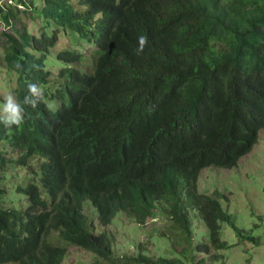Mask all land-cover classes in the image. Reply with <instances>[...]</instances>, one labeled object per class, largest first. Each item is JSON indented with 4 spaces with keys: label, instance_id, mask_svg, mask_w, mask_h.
Returning <instances> with one entry per match:
<instances>
[{
    "label": "trees",
    "instance_id": "16d2710c",
    "mask_svg": "<svg viewBox=\"0 0 264 264\" xmlns=\"http://www.w3.org/2000/svg\"><path fill=\"white\" fill-rule=\"evenodd\" d=\"M77 1L43 0L35 7L56 27L52 34L20 28L10 36L6 61L8 72L20 75L21 125L46 141L44 190L32 183L28 208L8 211L0 172V264H60L66 250L53 244L56 234L113 264L114 237L88 223L86 202L103 227L119 212L145 225L160 205L173 247L148 256L139 246L128 257L134 264L208 262L198 255L222 260L213 251L231 248L222 238L230 214L217 197L198 194L197 180L207 167L234 168L264 131V0ZM5 9L7 24L19 21L20 8ZM63 30L96 45L94 59L61 51L65 81L35 108L25 105L28 83H49L47 61ZM140 35L148 43L137 55ZM55 98L62 101L57 111L46 100ZM28 142L20 126L0 124V143L25 148ZM34 152L15 162L0 150V171L7 163L29 166ZM192 212L205 233L195 229Z\"/></svg>",
    "mask_w": 264,
    "mask_h": 264
},
{
    "label": "rangeland",
    "instance_id": "374dc122",
    "mask_svg": "<svg viewBox=\"0 0 264 264\" xmlns=\"http://www.w3.org/2000/svg\"><path fill=\"white\" fill-rule=\"evenodd\" d=\"M34 2L33 5L32 0H0V7L8 9L9 6H12L20 8L22 11L18 15L19 21L15 24L11 23V25L7 24L3 15L0 14V104L4 103V99L8 95H12L17 100L16 90L20 75L15 71L8 72L6 61L10 36H18L20 28H28L33 35H41L44 31L52 34L56 29L53 24L46 23L44 17L37 13L39 9L35 7H43V0H34ZM73 2L75 6L79 5L77 0H73ZM67 49L83 51L87 56L85 62L88 63L94 59L93 54L97 46L87 43L75 32H63L58 45L53 48L47 61L48 69L52 75L49 83L41 87L43 93H46L47 90L56 91L65 81L60 75V71L67 64L60 60L58 55ZM81 67L84 70L88 69L87 66L82 65ZM46 100L55 111L62 106V101L59 99ZM20 133L28 137L29 143L26 149L10 148L12 156L18 158L27 153L30 147H35V156L31 169H21L19 178L13 175L18 169L11 168L9 170L7 175H9L10 187H14L22 176H27L28 173H37L45 152L46 141L35 129L24 126ZM262 135L264 136L263 133ZM0 148H3V144L0 145ZM31 178L34 179L33 176ZM199 190L201 194L206 195L218 192L216 197L230 214L229 223H222V238L231 245V248L218 253L217 250L213 251L214 255H223L220 261L212 262L211 258L205 255H198L197 261L206 259L208 260L206 264H224V261L226 264H264V140L262 137L260 136L259 143L251 153L240 160L237 167L231 170L212 167L203 170L199 178ZM91 211V208L86 210L87 214ZM94 212L97 215L95 209ZM158 213L149 218L145 225L125 219L123 212L117 214L112 224L107 227L108 233L113 234L115 238L114 249L117 254L113 255V259H115L113 264H134L128 257L138 254L141 250L139 246L145 249L142 254L148 256L162 255L169 250V245L173 247L174 239L171 238L173 234L167 230L171 222L159 210ZM192 218L194 224L197 222L196 219L201 221V223L197 222V232L205 233L206 225L197 212H192ZM235 227L239 232L235 230ZM163 232L166 235H162ZM198 239L206 240L202 235H199ZM61 244L68 251L62 264H95V259L89 252L69 246L64 242ZM106 261L101 260L97 264H105Z\"/></svg>",
    "mask_w": 264,
    "mask_h": 264
},
{
    "label": "clouds",
    "instance_id": "9594fccd",
    "mask_svg": "<svg viewBox=\"0 0 264 264\" xmlns=\"http://www.w3.org/2000/svg\"><path fill=\"white\" fill-rule=\"evenodd\" d=\"M13 24H15L14 22H13ZM12 24V25H13ZM11 25V24H10ZM63 32H65L64 30H63ZM62 32V33H63ZM67 32H71V31H67ZM62 33H61V35H62ZM77 34V33H76ZM77 36H80L79 34H77ZM83 38V37H82ZM147 43H148V38H147V36H145V35H140L139 37H138V48L136 49V54L137 55H139L140 53H142L143 52V50H144V48H145V46L147 45ZM55 48V47H54ZM53 50V49H52ZM64 51V50H63ZM50 55H51V53H50ZM50 55H49V57H50ZM59 58V57H58ZM48 66V65H47ZM34 67H37V66H34ZM87 67H90L89 65H87ZM63 68V67H62ZM91 68V67H90ZM27 88H28V95H26L25 97H24V100H23V103L25 104V105H29V106H31V107H33V108H35L36 106H37V104L40 102V100H41V98L43 97V94H45V93H43V89L38 85V84H36V83H28V85H27ZM17 91V90H16ZM16 95H17V92H16ZM18 96V95H17ZM33 97H38V99H33ZM48 107L49 108H51L52 107V105H48ZM23 118H24V109H23V107L21 106V104L18 102V99L16 100L12 95H8L7 97H5V99H4V103L3 104H0V124H3L4 125V127L5 128H11L13 125H15V126H17V127H19L20 126V130L24 127V126H22L21 125V123H22V121H23ZM27 127V126H26ZM32 128V127H31ZM262 131V133L264 134V131L263 130H261ZM260 131V132H261ZM262 133H259V140H260V136L262 137V139L264 140V136L262 135ZM23 136H25V135H23ZM29 143V142H28ZM27 143V144H28ZM258 143H259V141H258ZM257 143V144H258ZM2 143H0V145H1ZM27 144H26V146H25V148H22V147H20V148H18V147H15V146H12V145H10V144H3V148L1 149L0 148V150H3V151H7V153H8V156H9V158L10 159H13L15 162H17L19 159H21L22 157H24V156H26L28 153H29V151H30V148H34L35 149V147H30L29 148V150H28V152L27 153H25V154H22V155H20V157H18V158H15L14 156H12V154H11V151H10V148H13V149H15V150H19V149H26V147H27ZM256 144V145H257ZM255 145V146H256ZM254 149V148H253ZM252 149V150H253ZM252 150L249 152V153H251L252 152ZM248 153V154H249ZM247 154V155H248ZM247 155H245V156H247ZM245 156H243V157H245ZM242 157V158H243ZM241 158V159H242ZM240 159V160H241ZM34 159H33V156L31 157V159L29 160V166H21V165H18V164H8L7 163V169L6 170H2V171H0L2 174H3V178H4V182H3V188H4V190H5V195H4V197H3V199H2V203H1V205H2V207L3 208H5L6 210H8V211H13V210H15V211H25L27 208H28V206H29V198H30V196L27 194V190L29 189V187L32 185V183H37V184H39L41 187H42V183H41V181H40V176H41V173H40V168L42 167V163H41V165H40V167H38V172L37 173H33V174H31V173H28L27 174V176H22V178H21V180L14 186V187H10V184H9V182H8V180H9V175H7L8 174V172H9V170L11 169V168H15V169H18L13 175H15L17 178H19L20 177V170L21 169H31V167H32V161H33ZM240 160L238 161V163L240 162ZM238 163H237V165L236 166H234V168L235 167H237L238 166ZM212 168H216V167H214V166H211ZM211 167H207V168H211ZM207 168H205V169H207ZM205 169H203V170H205ZM221 169H224V168H221ZM233 169V168H232ZM202 170V171H203ZM225 170H231V169H225ZM201 171V172H202ZM201 172H200V175H201ZM200 175H199V177H198V180H197V190H198V194H200V195H205V196H215L216 197V195L218 194V192H213V194L212 195H206V194H201L200 193V190H199V178H200ZM34 177V179H32L31 177ZM42 189L44 190V188L42 187ZM158 207H157V209L154 211V215L156 214V213H158V210H159V212L160 211H162V209H160V205L158 204L157 205ZM87 208H91L92 209V211H91V213H89V214H87V212H86V210H87ZM96 210V208L95 207H93V205H91L89 202H86L85 204H84V208H83V212H84V214H86V216H87V221H88V223H92L94 226H95V228H96V232H101V231H109L108 229H107V227H103L100 223H99V218H98V212H97V210H96V212H97V215L95 214V212H94V209ZM120 213V212H119ZM124 213V212H123ZM159 214V213H158ZM123 215H125V219H127V220H131L127 215H126V213H124ZM153 215V216H154ZM117 216V215H116ZM115 216V217H116ZM152 216V217H153ZM114 217V218H115ZM149 219V218H148ZM147 219V220H148ZM114 220V219H113ZM196 221L197 222H200L201 223V221L199 220V219H196ZM197 222H196V224H195V229H196V225H197ZM112 224V223H111ZM110 224V225H111ZM109 225V226H110ZM223 231V230H222ZM112 236H113V234H112ZM114 237V236H113ZM52 242H53V244H55V245H59V246H61V247H63L65 250H66V254H65V256H64V258L61 260V262H60V264H62L63 262H64V260H65V258H66V256H67V248L65 247V246H63L62 244H61V242H64L65 244H67L65 241H62L59 237H58V235L56 234L54 237H53V240H52ZM114 244H115V238H114ZM67 245H69V244H67ZM69 246H72V245H69ZM74 247H76V246H74ZM78 248V247H77ZM80 249V248H79ZM85 251V250H84ZM86 252H88V251H86ZM90 253V252H89ZM91 254V256L92 257H94V259H95V261L96 260H99L100 261V259H102V258H100V257H98L95 253H93V252H91L90 253ZM117 254V252L115 251V249H114V253H113V255H116ZM5 264H18V263H13V262H9V263H5Z\"/></svg>",
    "mask_w": 264,
    "mask_h": 264
}]
</instances>
